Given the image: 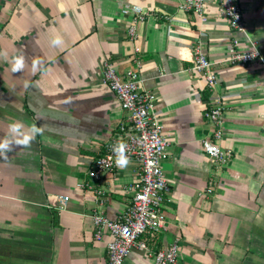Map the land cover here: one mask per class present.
Segmentation results:
<instances>
[{"label":"crops","instance_id":"1","mask_svg":"<svg viewBox=\"0 0 264 264\" xmlns=\"http://www.w3.org/2000/svg\"><path fill=\"white\" fill-rule=\"evenodd\" d=\"M181 2L0 0V140L21 138L10 131L14 122L25 133L43 128L0 158V264H108L109 236L95 239L94 191L81 187L126 116L102 82L105 61L120 74L140 73L171 142L165 229L142 241L152 250L177 241L182 264H264V0H240L246 35L230 29L218 0H207L205 22ZM132 5L157 16L139 24L136 41L122 14ZM249 38L263 61L233 63L236 50L251 49ZM198 44L214 65V95L192 71ZM21 54L25 67L13 72ZM213 99L223 106L221 145L233 151L219 169L203 146ZM138 176L135 161L106 176L110 219L129 205ZM61 196L70 197L66 211L55 209ZM124 264L155 263L134 247Z\"/></svg>","mask_w":264,"mask_h":264},{"label":"built area","instance_id":"2","mask_svg":"<svg viewBox=\"0 0 264 264\" xmlns=\"http://www.w3.org/2000/svg\"><path fill=\"white\" fill-rule=\"evenodd\" d=\"M206 3L207 0H182L179 9L183 12H192L205 22L207 21ZM218 6L227 19L230 29L234 33L246 35L240 0H218ZM122 14L130 18L128 38L131 41L138 39V26L141 22L157 17L153 12L146 11L137 5L125 7ZM248 40L251 49L247 52L236 50L231 58L233 63L263 61L261 52L256 47L257 43L250 38ZM240 42V38L235 37L233 46L237 48ZM137 52H140L139 48ZM135 61L141 68L140 60ZM192 71L206 78L207 89L211 95L217 93L219 81L214 74V65L201 44L196 47ZM102 82L117 95L126 116L117 126L113 138L105 145L104 153L96 159L90 171V180L81 184V187L92 190L95 194L96 208L92 214L95 239L100 241L105 235L109 236L108 264H124L134 247L146 250L155 264H182L177 241L156 250L148 248L142 241L146 233L159 234L164 231L165 196L170 191L163 171V162L168 155L171 142L164 134L163 126L154 112L156 95L143 89V80L139 72L128 70L120 74L109 61L104 62ZM223 113L221 100L213 99L206 112L211 132L203 140L205 152L214 159L218 169L233 158V151L221 145L224 137ZM117 142L126 145L127 161L138 163L139 176L127 188V192L132 194L129 205L117 219L112 220L104 212L110 201L104 182L108 174L120 168L115 163V154L112 151ZM69 200L70 197H59L55 209L66 211Z\"/></svg>","mask_w":264,"mask_h":264},{"label":"clouds","instance_id":"3","mask_svg":"<svg viewBox=\"0 0 264 264\" xmlns=\"http://www.w3.org/2000/svg\"><path fill=\"white\" fill-rule=\"evenodd\" d=\"M63 43L62 41V37H60L59 35H57L56 37H54V39L52 40V44L59 46ZM3 55H7L6 53H3ZM39 63V61H33V68L35 69V67L37 66V64ZM25 67V57L23 54L14 57V63L12 64V71L13 72H21ZM10 131L13 134V136H19L21 138L19 139H3L0 140V158H3L5 160H7L8 158V153L12 151V144L14 143L17 147H26L29 146L31 141L34 139L36 134H41L43 132V128L42 127H37L35 125H33L30 129L29 132L25 133L21 130V125L19 123H12L10 125ZM113 153L115 154V163L117 165V167H123L126 166L127 164V158L125 155L126 152V145L121 143V142H117L116 145L113 146L112 149Z\"/></svg>","mask_w":264,"mask_h":264}]
</instances>
